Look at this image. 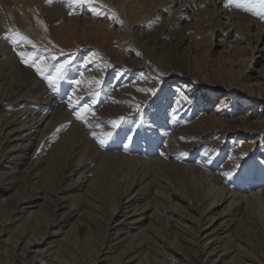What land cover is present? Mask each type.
Instances as JSON below:
<instances>
[{"label":"rangeland","instance_id":"obj_1","mask_svg":"<svg viewBox=\"0 0 264 264\" xmlns=\"http://www.w3.org/2000/svg\"><path fill=\"white\" fill-rule=\"evenodd\" d=\"M41 58L69 61L53 84ZM0 160V264H112L145 236L139 264H194L199 226L226 218L210 240L264 264V0H0ZM232 191L254 198L229 217Z\"/></svg>","mask_w":264,"mask_h":264},{"label":"bare ground","instance_id":"obj_2","mask_svg":"<svg viewBox=\"0 0 264 264\" xmlns=\"http://www.w3.org/2000/svg\"><path fill=\"white\" fill-rule=\"evenodd\" d=\"M229 98L227 97V96H225V97H223V101L224 102H227V100H228ZM50 102V101H49ZM226 106V105H225ZM35 113V112H34ZM33 113V114H34ZM48 113V112H47ZM44 114V113H43ZM45 116L43 117V118H37V120H36V122L35 123H33L34 125H39V124H41V122H43V121H45V119L46 118H48L47 116H46V114H44ZM33 121H34V119H33ZM32 122V121H31ZM30 127H32V126H30ZM26 128V127H25ZM29 129V128H28ZM26 130V129H25ZM23 135V134H22ZM178 135V134H177ZM174 136V135H173ZM175 136H176V134H175ZM23 137V136H22ZM170 137V141H172V143L175 141V140H173L174 138L173 137H171V136H169ZM33 139H34V137H33ZM32 141V140H31ZM40 142V141H39ZM172 143H168L170 146H172ZM28 144V143H27ZM26 144V145H27ZM175 144V143H174ZM178 144V143H177ZM32 145V144H31ZM30 145V146H31ZM176 145V144H175ZM23 146H25V145H23ZM70 146V145H69ZM174 146V145H173ZM65 147H68V145H65ZM72 147H70V149H71ZM172 148V147H171ZM170 147H169V150L171 149ZM174 148H176L175 146H174ZM177 148H180V147H178V145H177ZM75 149L73 148V150H72V152L74 151ZM173 150V149H172ZM24 151V150H23ZM21 152V151H20ZM64 152L66 153V154H68V149H66L65 148V150H64ZM162 153V152H161ZM123 158H126V161L130 164L131 162H134L135 161V163L136 164H139V162H140V164H145V163H147V161H145V162H141L140 161V159H137V158H132V157H127V156H124ZM164 158V160L162 161V160H156V161H153V162H158V165L159 166H162V167H166V166H170V164H174V163H176V160H178V159H180V158H178V156H176L175 154H174V152L171 154L170 152H168V151H166V152H164L160 157H159V159H163ZM152 162V163H153ZM172 162H174V163H172ZM1 163H3L2 162V160H0V164ZM132 165V164H131ZM146 165V164H145ZM146 176V175H145ZM145 176H144V179H146L145 178ZM148 176V175H147ZM34 178V177H33ZM148 181V182H147ZM151 182V180L149 179H146V186ZM140 183H142V182H140ZM139 184V183H138ZM132 187H133V185H132ZM158 191V190H157ZM39 192L40 191H38L37 192V194L39 195ZM128 193H130V192H125V197L127 198L126 200H124V202L122 203L125 207H127V206H129V205H132L133 204V201L135 202V197L133 198L132 196H129V194ZM154 193V192H153ZM239 197V200L241 199H252V198H254V197H248V196H243V195H241V194H239V193H237V192H230V193H226V194H224V193H222V195L220 196V198L218 199V200H216L214 203H213V207H215L217 204H220V203H223V202H227V201H229V209H228V211H227V216H229V217H232V216H234V215H238L239 213H238V211L240 212V210H241V202L237 199ZM137 200V199H136ZM244 201V200H243ZM203 205H204V208H203V215H206V214H208L210 211H211V209L213 208L212 206H211V203H208V202H206V201H204L203 202ZM33 206V205H32ZM32 206H30V207H32ZM63 206H61V208H62ZM5 210H7V209H3V208H1L0 209V215L5 211ZM20 211V210H19ZM134 212V213H133ZM26 213H28V212H26ZM131 213H133V214H136V209L134 208L129 214H128V216H127V218H129L130 217V214ZM223 217H225V216H223ZM215 218V217H214ZM37 218H33V219H31V216H27V217H25V223H28V225H31V226H33V228L31 229V230H33L34 229V227L37 225V220H36ZM12 220V219H11ZM214 220V219H213ZM218 222V221H217ZM129 223L127 222V221H122L121 222V225H123V226H126V225H128ZM53 225H56V224H53ZM52 225V226H53ZM202 227L200 228V226H199V232L201 233V235H203V237L198 241L199 243H197V245H196V248L193 250V257H194V264H215L216 263V261H217V259H218V257H220L221 259H222V257H221V253L220 252H223V255L224 256H226V255H232L233 254V257H232V263L231 264H235V263H237L238 264V262H237V260H238V258H239V260H242V259H240V254H239V248H237L236 246H234V244L232 245V243L230 242L232 239L229 237V239L226 241V239H227V235H224V236H222L221 237V240L219 241V239L217 238L215 241L213 240H210V238H209V235L211 234V233H218L219 234V232H223V234H226V232H228L230 229H231V226H232V223H229V220L226 218V219H224V220H222V221H220V223H218V224H216V223H213V221L211 222V224L210 225H201ZM66 232V231H65ZM215 235V234H214ZM71 237H74L73 235L71 236ZM139 238V237H138ZM72 239V238H71ZM147 236H145V237H143V238H140L139 240H138V242H136V244L133 246V250H131L128 254H129V256L130 257H128V256H123V254L121 255V257H120V255H119V257L118 258H120V259H118L117 261H116V258L115 257H113V259L112 260H114V262H112V264H131V263H134V262H136V260L138 261V263H135V264H139V260L141 261V255L139 256V255H135L134 256V254L136 253V250H138V249H140V248H145L146 246L145 245H147ZM225 240V241H224ZM66 241H72V240H70V237H69V240H66ZM35 243V241H27L26 239H22V240H20V241H15V246L16 247H19V248H21L22 250H27V249H29V247H31L33 244ZM192 244V243H191ZM230 244H231V246H230ZM74 246V245H73ZM230 246V247H229ZM74 249V248H73ZM72 249V250H73ZM69 251V250H66L65 251V256H67L68 258H70L71 260H74L75 259V257L74 256H76V254H75V251L73 250V251ZM52 252V251H51ZM104 253L106 252V251H103ZM103 253V254H104ZM207 254V259H204V256ZM50 255V254H49ZM49 255H47V257L49 256ZM100 255V254H99ZM98 254H97V256H94L95 258H94V262L96 263V264H100V263H102L103 262V259H100V257H98L99 256ZM132 255V256H131ZM150 255V256H149ZM149 255H144L143 256V258H142V264H144V262H146V259H149V261H150V264H164V262H163V260L160 258L161 256V254H160V252L158 251V250H153V252L152 253H150ZM223 256V257H224ZM123 257V258H122ZM124 260V261H123ZM60 261H62L63 263L62 264H75L74 262H72V261H69V260H60ZM93 261V260H92ZM92 261H89V263L90 262H92ZM221 261V260H220ZM243 261V260H242ZM35 262V263H34ZM27 264H37V262H36V260L35 261H31V262H29V263H27ZM56 264H61V262H56Z\"/></svg>","mask_w":264,"mask_h":264},{"label":"snow or ice","instance_id":"obj_3","mask_svg":"<svg viewBox=\"0 0 264 264\" xmlns=\"http://www.w3.org/2000/svg\"><path fill=\"white\" fill-rule=\"evenodd\" d=\"M49 2H51V0H49ZM70 15L72 14L71 12L69 13ZM20 34L17 33V36H19ZM23 39H26V37H22ZM30 42V41H29ZM35 46V45H34ZM18 55H21L22 57L25 56L26 54L24 53H18ZM53 59H55L53 57ZM69 61L65 60L64 63L59 64L58 67L55 68V76H49L45 74V70L47 68L50 67V65L46 62V60L44 58H41L38 62H33L30 66L34 67L36 72L40 75H42V78H44L45 80H47L49 82V84H53L55 82V80L60 79L62 77V73L64 71V69L66 68V66L68 65ZM149 91H155V90H149ZM83 112H87L89 111V109L87 107H85L83 110ZM77 118L78 119H83V116L81 113H77ZM123 118H121L122 120ZM113 127H118L119 126V121H113L112 122ZM93 136H95V133L92 134ZM109 136H111V133L108 134ZM100 145L103 146L105 144L104 140H100L99 141Z\"/></svg>","mask_w":264,"mask_h":264}]
</instances>
